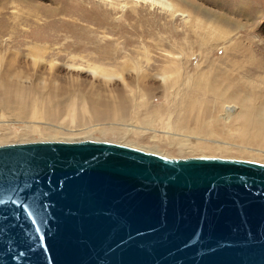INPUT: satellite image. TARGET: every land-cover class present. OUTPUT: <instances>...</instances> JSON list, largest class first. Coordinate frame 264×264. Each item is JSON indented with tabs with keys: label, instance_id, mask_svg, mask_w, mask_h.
I'll return each instance as SVG.
<instances>
[{
	"label": "rangeland",
	"instance_id": "1",
	"mask_svg": "<svg viewBox=\"0 0 264 264\" xmlns=\"http://www.w3.org/2000/svg\"><path fill=\"white\" fill-rule=\"evenodd\" d=\"M173 2L0 0V143L91 138L264 162V124L246 136L215 92L264 103V0Z\"/></svg>",
	"mask_w": 264,
	"mask_h": 264
},
{
	"label": "water",
	"instance_id": "2",
	"mask_svg": "<svg viewBox=\"0 0 264 264\" xmlns=\"http://www.w3.org/2000/svg\"><path fill=\"white\" fill-rule=\"evenodd\" d=\"M0 264H264V162L0 143Z\"/></svg>",
	"mask_w": 264,
	"mask_h": 264
},
{
	"label": "bare ground",
	"instance_id": "3",
	"mask_svg": "<svg viewBox=\"0 0 264 264\" xmlns=\"http://www.w3.org/2000/svg\"><path fill=\"white\" fill-rule=\"evenodd\" d=\"M156 1H159L160 3L166 5V7L167 6L170 7L171 9H173L176 5L173 2V0H156ZM204 27L205 28L203 29V33L206 38L214 34L213 31L215 27H213L212 29H209V26H204ZM90 69L95 73H100L105 76L113 75L114 73L118 74L117 71L107 69L100 65H90ZM169 75L170 73H165L163 77L165 78L168 77ZM193 85L196 86L197 89L200 87L195 82ZM215 92L222 99V101L229 106V108L234 110V111L230 110L229 112H234L236 114V117L242 120V124L244 123V131L246 133V136H247V130L254 124L256 123L264 124V103L256 105L254 104L252 98L250 97L242 100L239 97H224L217 90H215ZM20 104L22 105V108H25V105L22 100L20 101ZM120 114L123 115L121 116L122 119H125L124 117L127 114L125 104L121 107Z\"/></svg>",
	"mask_w": 264,
	"mask_h": 264
}]
</instances>
